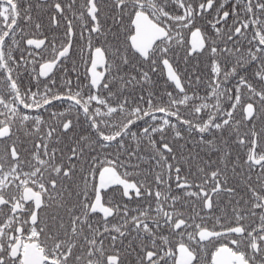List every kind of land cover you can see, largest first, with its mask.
Listing matches in <instances>:
<instances>
[{
  "label": "snow or ice",
  "instance_id": "1",
  "mask_svg": "<svg viewBox=\"0 0 264 264\" xmlns=\"http://www.w3.org/2000/svg\"><path fill=\"white\" fill-rule=\"evenodd\" d=\"M0 264H264V0H0Z\"/></svg>",
  "mask_w": 264,
  "mask_h": 264
}]
</instances>
